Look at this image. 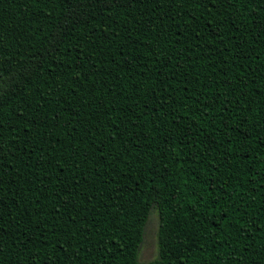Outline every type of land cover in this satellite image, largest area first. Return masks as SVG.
<instances>
[{
  "label": "trees",
  "instance_id": "16d2710c",
  "mask_svg": "<svg viewBox=\"0 0 264 264\" xmlns=\"http://www.w3.org/2000/svg\"><path fill=\"white\" fill-rule=\"evenodd\" d=\"M0 264H264V0H0Z\"/></svg>",
  "mask_w": 264,
  "mask_h": 264
},
{
  "label": "rangeland",
  "instance_id": "374dc122",
  "mask_svg": "<svg viewBox=\"0 0 264 264\" xmlns=\"http://www.w3.org/2000/svg\"><path fill=\"white\" fill-rule=\"evenodd\" d=\"M157 228L155 216H151L145 230L144 241L138 253V259L141 262L150 260L155 255V231Z\"/></svg>",
  "mask_w": 264,
  "mask_h": 264
}]
</instances>
